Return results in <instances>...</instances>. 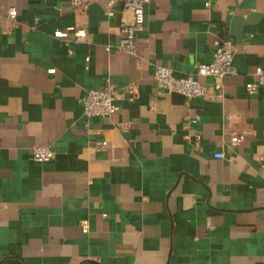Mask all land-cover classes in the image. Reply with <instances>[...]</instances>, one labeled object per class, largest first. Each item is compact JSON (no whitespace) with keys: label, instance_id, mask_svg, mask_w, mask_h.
Instances as JSON below:
<instances>
[{"label":"crops","instance_id":"crops-1","mask_svg":"<svg viewBox=\"0 0 264 264\" xmlns=\"http://www.w3.org/2000/svg\"><path fill=\"white\" fill-rule=\"evenodd\" d=\"M204 1L150 0L131 55L106 0H0V264H264V86L246 88L264 0ZM70 25L86 40L54 35ZM217 38L237 70L220 89L158 94L155 65L189 75ZM107 80L116 111L85 115ZM43 143L57 155L36 161Z\"/></svg>","mask_w":264,"mask_h":264},{"label":"built area","instance_id":"built-area-1","mask_svg":"<svg viewBox=\"0 0 264 264\" xmlns=\"http://www.w3.org/2000/svg\"><path fill=\"white\" fill-rule=\"evenodd\" d=\"M91 0H71V3L77 7H85ZM150 0H106L107 15L111 16L120 12L119 28L122 33L119 39L118 48L136 55L138 52L137 37L145 27L146 5ZM207 7L211 6V0H205ZM17 9L9 7L8 16L16 18ZM56 37L65 40L83 42L86 40L87 31L84 27L70 25L65 28H58L54 31ZM109 48V47H107ZM234 42L230 38L214 41L212 59L208 62L200 63L195 72L186 76H176L171 66L157 64L154 66L153 78L158 94L165 92H176L185 95L188 98L205 96L208 91V84L200 78L202 76H211L214 79V85L220 89L223 85V79L228 74L236 73L234 65ZM89 57H87V60ZM256 79L246 84L250 92L258 91L264 86V67L259 65L255 68ZM119 97L118 89L114 82L107 80L106 83L96 89L88 90L83 99V111L87 116L106 117L116 111V101ZM154 99L151 101L153 102ZM107 141L98 142L99 147H105ZM31 155L36 161H49L56 157L57 149L50 144H38L31 148ZM216 157H224V152L215 153ZM89 225L83 221V231L87 232Z\"/></svg>","mask_w":264,"mask_h":264}]
</instances>
